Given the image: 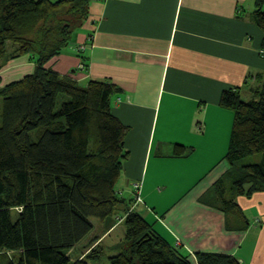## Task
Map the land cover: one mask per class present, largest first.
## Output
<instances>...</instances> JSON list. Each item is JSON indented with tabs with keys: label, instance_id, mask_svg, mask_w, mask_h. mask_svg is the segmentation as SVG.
I'll list each match as a JSON object with an SVG mask.
<instances>
[{
	"label": "trees",
	"instance_id": "trees-1",
	"mask_svg": "<svg viewBox=\"0 0 264 264\" xmlns=\"http://www.w3.org/2000/svg\"><path fill=\"white\" fill-rule=\"evenodd\" d=\"M90 2L0 0V60L11 42L17 47L13 57L28 55L36 64L34 73L0 87V264H96L101 245L79 259L68 254L93 230L92 218L105 225L124 220L126 246L108 257L109 264H190L154 221L134 210L142 198L133 184L131 197L117 190L129 130L112 111L118 87L105 80L82 86L46 67L71 43ZM252 15L262 32L264 57V0H254ZM261 80L249 100L231 88L220 96V105L233 111L224 156L228 172L241 158L262 154L260 162L243 165L234 175L232 191L248 197L264 191V75ZM188 151L174 147L177 156ZM213 188L207 203L218 205L226 224L227 214L243 219L223 181ZM195 257L197 264H242L231 254Z\"/></svg>",
	"mask_w": 264,
	"mask_h": 264
},
{
	"label": "crops",
	"instance_id": "crops-1",
	"mask_svg": "<svg viewBox=\"0 0 264 264\" xmlns=\"http://www.w3.org/2000/svg\"><path fill=\"white\" fill-rule=\"evenodd\" d=\"M253 10L254 0H91L85 25L46 64L82 86L105 80L118 87L112 111L129 127L117 189L124 198L131 197L134 183L142 202L149 191L168 196L172 176L189 178L187 166L201 167L163 209V218L155 219L157 232L190 264H197V252L264 264V191L235 195L245 221L227 216L230 227L218 205L205 202L228 168L233 111L220 105V96L231 88L249 100L264 75L262 32ZM18 58L4 66V80L13 78L12 67L33 70L28 56ZM176 145L188 153L175 155ZM166 161L181 168L171 163L167 172Z\"/></svg>",
	"mask_w": 264,
	"mask_h": 264
},
{
	"label": "rangeland",
	"instance_id": "rangeland-1",
	"mask_svg": "<svg viewBox=\"0 0 264 264\" xmlns=\"http://www.w3.org/2000/svg\"><path fill=\"white\" fill-rule=\"evenodd\" d=\"M95 1H97V0H92L93 3ZM85 23L86 22H84L76 30L79 31L82 28V26L85 25ZM86 27H88V23H87ZM88 30H91V29H88ZM16 48H17L16 45H13L11 42H9L7 44L6 56L0 60V77H1L0 78V87H3V86H5V85H7L13 81H17V80L22 79L24 76L34 73V71L36 69V64L34 62H33V70L27 69L28 67H26L24 69L21 68L18 72H16L15 70L18 67H12L10 69L9 73H10V75L12 74L13 78H11L7 81L4 80V77L2 75H5L7 73V69L4 66L8 62H10L11 60H13V63L19 61L20 58H18V57H20V56H22V57L28 56V55H19V56L13 57V55H14L13 51ZM28 58H29V56H28ZM242 97H244L246 100L248 99V97H245L244 95ZM0 111H1V98H0ZM261 157H262L261 153L252 154V155L243 157L239 160L238 165L235 166L233 168V170H230L229 172H228L229 164L225 160L226 165L228 164V168L224 173H223V171H221V173H220L221 175L218 179H221L223 181V186H224V189L226 191V196L228 198H230L234 202L236 201V196H235L236 194H234V192L232 191V187H235L233 182L236 178L234 177V175L236 173H238V170H242L243 165H247V164L255 163V162L256 163L260 162ZM166 162L170 163L169 165L165 166L166 171L170 167H172L171 163L178 165L179 169L181 168V165L179 162H171V161H166ZM186 165H188V164H186ZM186 168L189 170L188 172H189L190 177L187 178L183 174L172 176L173 184H170V185L168 184L169 185L168 187L170 189L168 196H165V194H162V196H160V197L159 196L154 197L155 192L149 191L148 197H145V199L143 201L145 203V205L142 202V203L136 205L134 207V210L139 212L143 217H147V215H149L147 217V219L149 221H154V223L156 222L155 219H157L158 216L163 218V209L171 206L172 202H175V200L177 198H179V196H177L178 194L181 196L185 192V191L179 192L180 189L184 190V184L189 182L191 177H193V179H197L198 175L200 174L201 167L199 165L187 166ZM178 173H179V171H178ZM161 176L162 175H161V168H160L159 170L157 169V178H160ZM167 183H169V182H167ZM145 185H146V183H145ZM156 186H157V184H156ZM159 186H161V189L163 188V186L161 184H159ZM127 194L129 195L130 193L128 192ZM158 195H160V194H158ZM207 199L205 200L206 203H207ZM212 203H215V202L212 200ZM222 209H223V206H222ZM128 210H129V208H128ZM226 212L227 211H225V214H226ZM249 212H251V211H249ZM227 216L231 217L232 215L227 214ZM13 218H15V215L13 216ZM91 221L94 223L93 230L90 232V234L87 236V238L80 241L74 248H72L68 252V254L70 257H72V259H77V258L79 259L81 257H84L85 254H87L93 247L101 245V247L103 248V252L97 259H95L94 262L96 264H109L108 257L110 255L116 254L118 251L123 250V248L126 246L125 242L123 240L124 220L121 219V221H120L119 219H117V220H115L114 223L112 221L111 224H108V225H105L103 221L100 222L97 218H92ZM107 227L109 229H106ZM104 232H105V234H104ZM95 237H101V238L99 240L97 239L96 241L92 242L93 239H95ZM7 253H9V252H7Z\"/></svg>",
	"mask_w": 264,
	"mask_h": 264
},
{
	"label": "built area",
	"instance_id": "built-area-1",
	"mask_svg": "<svg viewBox=\"0 0 264 264\" xmlns=\"http://www.w3.org/2000/svg\"><path fill=\"white\" fill-rule=\"evenodd\" d=\"M133 186H134V189L136 191H139L140 190V184L139 183H134ZM138 200H139V198H138Z\"/></svg>",
	"mask_w": 264,
	"mask_h": 264
}]
</instances>
